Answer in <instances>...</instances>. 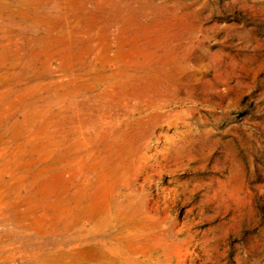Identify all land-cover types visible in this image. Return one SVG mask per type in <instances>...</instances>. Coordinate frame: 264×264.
Here are the masks:
<instances>
[{
	"label": "rangeland",
	"instance_id": "rangeland-1",
	"mask_svg": "<svg viewBox=\"0 0 264 264\" xmlns=\"http://www.w3.org/2000/svg\"><path fill=\"white\" fill-rule=\"evenodd\" d=\"M13 1L16 6L9 19L0 13V56L5 59V66L0 68V91L12 89L19 94L27 84L24 79L13 81L14 77L19 72L27 77L31 72H23V64L31 48L42 44L46 33L41 22L47 21L46 25L50 17L57 16L60 0ZM141 1H151L179 18L187 17L183 26L175 27L171 41L176 45L174 65L181 68L179 86L173 88L176 98L155 101L156 108L134 99L111 106L93 104L92 110L87 109L92 115L82 127L87 138L96 136L100 117L117 127L120 134L106 141V128L100 129V145L87 152L100 154L95 162L101 165L80 180H70L73 184L65 185L70 186L65 199L74 198L73 185L84 180L92 190L97 189L99 184L94 185V180L102 171L98 193L101 211L131 215L129 224L141 223L143 215L153 214L145 227L153 225L155 232H165L171 239L165 247V264H264V0ZM93 6L90 4L89 9ZM146 20L148 24L150 19ZM29 43L33 46L26 53ZM166 52L171 56L167 48ZM50 66L55 67L56 62ZM91 66H98L95 60ZM54 74L44 80L79 77L81 71ZM103 87L95 86L81 98L94 96ZM45 95L36 105L47 103L42 101ZM148 96L154 97L152 93ZM10 98L7 96L6 101ZM23 107L13 114L10 110L3 120L0 137L6 135L0 140V150L8 149L9 153L17 146L30 148L25 147L26 130L19 132L17 140L7 133L9 125L22 121ZM102 108L104 114L99 111ZM4 180L9 181V177ZM27 188L23 184L11 192L0 187L5 194L0 200V233L15 229L12 222H3L4 214L21 217L25 223L40 218L42 210L33 216L22 213ZM89 196L72 201L71 208L86 216L90 212L85 209ZM90 223L84 219L76 230H89ZM57 233V238L55 235L43 241V249L69 246L68 233ZM157 243L165 245L159 238ZM39 247L30 246L34 250ZM8 249L28 251V256L33 253L21 243ZM48 254L46 250L36 252L37 258Z\"/></svg>",
	"mask_w": 264,
	"mask_h": 264
},
{
	"label": "bare ground",
	"instance_id": "bare-ground-1",
	"mask_svg": "<svg viewBox=\"0 0 264 264\" xmlns=\"http://www.w3.org/2000/svg\"><path fill=\"white\" fill-rule=\"evenodd\" d=\"M150 3L141 0H60L57 16L50 17L51 22L46 25L47 21L41 22L46 36L40 47L29 43L25 48L28 53L33 46L22 69L23 72L25 69L31 72L27 77L20 76L19 72L13 81L24 79L27 86L19 94H14L12 89L0 91V129L5 126L3 120L10 110L13 114L24 106L22 121L9 125L7 133L17 140L21 137L19 132L26 130L25 147L30 148L26 150L17 146L9 153L8 149L0 150V187L15 192L20 185L28 186L24 199L26 208L21 212L29 216L43 211L40 218L31 223L24 222L29 230L70 232L86 217L75 212L71 203L79 202L80 197L85 198L90 190L92 193L89 194L85 209L90 213L102 212L101 197L98 196L103 181L102 171L94 180V185L99 184L97 189L92 190L84 180L77 186L73 185L76 187L74 198L69 196V199H65V193L70 188L65 185L73 184L70 180H80L87 172L101 165L95 162L100 154L87 152V149L100 145L103 138L100 129L106 128L103 134L106 141L120 134L117 127L100 117L96 136L87 138L82 127L92 118L89 111L93 109V104L111 106L140 99L147 102L146 106L156 108L157 101L176 98L173 88L179 86L181 68L174 65L177 61L173 55L176 45L171 41L175 27L183 26V19L187 17L179 18L174 15L176 13L169 14L166 9ZM90 4H94V9H89ZM146 19H150L148 24L144 23ZM166 48L171 56L167 54ZM93 60L98 66H91ZM53 62H56L55 67L50 66ZM3 66L5 59L0 56V68ZM75 71H81V76L44 80L54 76L55 72ZM31 80L35 82L28 85L27 81ZM165 80L169 83L165 84ZM95 86L105 88L94 96L81 98L93 91ZM43 93H47V96L42 101L47 103L36 105L41 102ZM150 93L154 95L153 99L149 98ZM7 96L12 98L6 101ZM89 104L91 106H87ZM54 107L58 108L55 110ZM99 111L104 114L103 108ZM4 135L6 133L1 134L0 140ZM5 176L9 177V181L4 180ZM4 195L0 190L1 201ZM19 200L22 199L18 197ZM50 256L44 257L42 262L48 264L52 259ZM98 257L92 256L88 250L72 248L60 251L56 260L61 264H100Z\"/></svg>",
	"mask_w": 264,
	"mask_h": 264
},
{
	"label": "crops",
	"instance_id": "crops-1",
	"mask_svg": "<svg viewBox=\"0 0 264 264\" xmlns=\"http://www.w3.org/2000/svg\"><path fill=\"white\" fill-rule=\"evenodd\" d=\"M15 6L13 0H0V13L4 11L2 14L9 19ZM152 215L147 213L141 217V219L143 218L141 223L129 224L127 221L130 217L128 216L131 215L128 214L121 215L120 212L93 214L88 212L85 219L91 221V229L77 231L74 227L73 231L68 232L69 246L67 245L66 249L55 250L56 247L53 246L43 249L42 243L47 238H54L55 235V238H57L59 233L31 231L29 228L24 227L26 220L23 218L15 215L9 218V215L4 214L1 217L3 222H12L15 229L0 233V264H45L42 262L43 258H37V250L48 251L47 257L51 254L52 259L48 261V264H61L58 259L56 260V256L60 251L72 248H76L78 251L88 250L92 256H99L100 264H165V247L171 241L170 235L165 232H155L152 228L153 225L145 227V225H148L145 222H149ZM19 225L24 228H18ZM28 235L33 236L28 239ZM158 238L165 242V245L157 243ZM25 240H28V243H25ZM16 243L25 245L27 248L25 250L32 251V255L28 256V251L16 253V251L8 249ZM38 245L40 247L34 250V246ZM30 246H33V248H30ZM158 251H160V254L156 256L155 253ZM17 256L20 259L19 262H16ZM82 257L86 256L80 258ZM28 260L33 261L28 262ZM81 264L87 263L82 262Z\"/></svg>",
	"mask_w": 264,
	"mask_h": 264
}]
</instances>
